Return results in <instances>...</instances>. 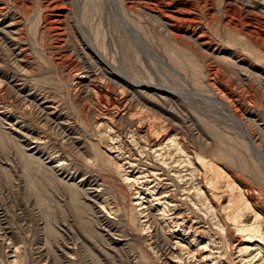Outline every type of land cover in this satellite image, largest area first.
Instances as JSON below:
<instances>
[{
  "label": "rangeland",
  "instance_id": "1",
  "mask_svg": "<svg viewBox=\"0 0 264 264\" xmlns=\"http://www.w3.org/2000/svg\"><path fill=\"white\" fill-rule=\"evenodd\" d=\"M131 1L0 0V264H242L238 192L264 232V0ZM197 156L222 200L196 195ZM165 183L200 228L147 217Z\"/></svg>",
  "mask_w": 264,
  "mask_h": 264
},
{
  "label": "bare ground",
  "instance_id": "2",
  "mask_svg": "<svg viewBox=\"0 0 264 264\" xmlns=\"http://www.w3.org/2000/svg\"><path fill=\"white\" fill-rule=\"evenodd\" d=\"M133 1V4L135 3L134 0ZM132 1H131V5H132ZM148 1V0H147ZM48 2V1H46ZM58 4V3H57ZM56 4V5H57ZM130 4V3H129ZM47 6V5H46ZM53 6H54V3H53ZM51 6V7H53ZM129 6V5H128ZM136 6V5H135ZM57 7V6H56ZM60 7V6H59ZM127 7V6H126ZM150 7V6H149ZM163 8V7H162ZM1 9V8H0ZM60 9V8H59ZM148 9V8H147ZM2 10H3V7H2ZM5 10V9H4ZM129 10V8L127 9ZM137 10V9H136ZM139 10V9H138ZM146 10V9H145ZM154 10V9H153ZM131 11V10H129ZM134 11V10H133ZM132 11V12H133ZM147 12V11H146ZM145 12V13H146ZM8 13V12H7ZM6 13V14H7ZM1 14H4V13H1ZM147 14V13H146ZM167 14V12H166ZM10 15V14H9ZM150 15V14H149ZM161 15V13H160ZM171 15V14H170ZM3 16V15H2ZM152 16V15H150ZM159 16V15H158ZM6 17V16H5ZM161 17V16H160ZM4 18V17H2ZM9 18V17H8ZM63 18V17H62ZM66 18V17H65ZM64 18V19H65ZM1 19V18H0ZM57 19V18H56ZM157 19V18H156ZM2 20V19H1ZM61 20V19H60ZM173 20V19H172ZM17 21V20H16ZM58 21V20H57ZM170 21V20H169ZM4 22V21H3ZM14 22V20H13ZM12 22V23H13ZM15 23V22H14ZM17 25H18V22H16ZM21 24V23H20ZM10 25V23H9ZM14 25V24H13ZM162 26V25H161ZM3 27V26H2ZM163 27L164 24H163ZM5 28V27H4ZM8 28V27H7ZM6 29V28H5ZM3 30V29H2ZM9 31V30H8ZM19 31V30H18ZM4 32V31H3ZM16 32V31H14ZM21 32V31H20ZM19 32V34H20ZM11 33V32H10ZM7 34V33H6ZM10 35V34H9ZM8 35V36H9ZM14 35V34H13ZM16 36V35H15ZM14 36V37H15ZM13 37V38H14ZM9 38V37H8ZM12 38V37H11ZM16 38V37H15ZM14 38V39H15ZM10 39V38H9ZM20 39V38H19ZM1 40V39H0ZM4 40V39H3ZM16 40V39H15ZM14 40V41H15ZM18 42V41H17ZM7 44V43H6ZM19 55V54H18ZM18 57V56H17ZM80 73V71H79ZM84 73V71H83ZM81 74V73H80ZM78 75V73H77ZM85 75V74H84ZM86 76V75H85ZM84 76V77H85ZM81 77V76H80ZM80 79V78H79ZM93 87V86H92ZM226 109L228 112H230V108L229 106L222 102L221 103ZM112 105V104H111ZM50 113V112H49ZM231 117L236 121V123L238 122L239 124V119L238 117L232 112L231 110V113H230ZM103 122V121H101ZM107 125V124H106ZM109 126V125H108ZM149 130V129H148ZM151 132V131H149ZM244 133L246 134V136L248 137L247 139L250 140L252 146H254V148H257L258 151H260L258 149V147L256 146V144L254 143V141L252 140V137L246 133V131H244ZM244 134V135H245ZM152 135L150 134L149 137H151ZM146 138V137H145ZM112 139V138H111ZM152 145L151 146V149L152 148H156L157 146H160L159 149L162 150V146L161 144L164 143L166 146L168 145H172L173 147H175L174 149L176 150V152H178V155L179 153H181L182 156H185L183 155L185 152L184 150H182L179 145L174 142L172 139H166L165 137H161V138H154L152 141H151ZM158 150V149H157ZM158 150V151H160ZM157 152V151H156ZM116 153V152H115ZM171 153V152H170ZM170 153H165L167 155V157L164 158L163 160V165L164 166H167L169 167L168 165L171 164L170 162H168V160H170ZM125 155V154H124ZM177 155V154H176ZM122 157V156H121ZM149 157V156H148ZM204 156L202 157H198L197 156V163L199 166H201V174H200V178H199V181L197 182L196 186H195V191H196V195L198 194H203L202 193V188L203 186L206 187V189H208L207 193L210 197H213L214 199H218V200H222V196L224 194V192L228 189L230 190H233L234 186H233V183L232 181H229V180H226V186H227V189H226V186H225V191L223 192H215V190L217 189V183H218V179L220 178H224L225 179V173L217 166L215 165L213 162L209 161V160H206L203 158ZM168 158V159H167ZM174 158V157H173ZM118 159V158H117ZM126 160V159H125ZM130 160V159H129ZM117 161V160H116ZM131 161V160H130ZM133 162V160H132ZM136 162V161H135ZM141 162V161H140ZM145 164V163H144ZM189 165L191 164L190 162L188 163ZM136 165V164H135ZM143 165V163H142ZM147 165V164H146ZM195 165V163H194ZM143 167V166H142ZM194 167V166H193ZM128 168V167H127ZM150 168V167H149ZM161 168V167H160ZM198 168V167H197ZM197 168H193V172L189 173L190 175H193L195 173V171L197 170ZM135 169V168H134ZM145 169V168H144ZM152 170H150L151 172H147L146 175H143V179L144 178H148V177H153L154 179L153 180H159L161 179L159 174V168H150ZM162 169V168H161ZM160 169V170H161ZM136 171V170H135ZM163 172V171H162ZM133 173V172H132ZM140 174V173H139ZM128 175V174H127ZM164 175V174H163ZM176 175L179 176V171H176ZM134 177V176H133ZM169 177V176H168ZM179 177H183V176H179ZM227 177V176H226ZM124 178V177H123ZM138 178V177H137ZM140 179V177H139ZM142 179V178H141ZM142 179V181L144 182V180ZM229 179V177H228ZM151 180V179H150ZM152 180V181H153ZM124 181H126V183H130V182H136L135 179H130L128 176H125L124 178ZM138 181V180H137ZM141 181V180H140ZM146 181V180H145ZM161 181V180H159ZM151 182V181H150ZM142 183V182H141ZM148 183V182H147ZM157 183V182H156ZM155 182L153 184H156ZM137 184V183H136ZM159 184V183H157ZM164 185V188H159V189H154L150 192V191H147L149 197H138V195L136 197H138V200H140V203L138 205H141L142 204V201L144 203H146L147 205V209H150V214L151 216H148L151 221H159L161 220L162 222L169 224V223H173L175 224V226L177 227H181L182 229H184L186 227V224L192 219L194 220L193 222L191 221L190 224L191 225H195V226H198L200 224V220H195V219H198V217H195L193 216L191 219L189 217V215H187L186 213L184 212H181V210H178V205L177 203H175V201L171 198V192L170 190L168 189L166 183L163 184ZM235 185V184H234ZM162 186V185H161ZM160 186V187H161ZM147 187V186H146ZM159 187V186H158ZM219 187V185H218ZM141 188V187H140ZM152 188V187H151ZM219 188H222V187H219ZM236 188V187H235ZM234 188V189H235ZM147 189H149L147 187ZM229 190V191H230ZM156 191V192H155ZM217 191V190H216ZM145 192V191H144ZM241 192V191H240ZM94 193V192H93ZM138 193V192H137ZM145 194V193H144ZM226 194V193H225ZM224 194V195H225ZM95 195V194H94ZM140 196V195H139ZM142 196V195H141ZM193 198H189L188 196H186L183 200L184 201H192ZM249 201V200H248ZM196 201H193V203L195 204ZM136 203V202H135ZM221 203V202H220ZM170 204V205H169ZM249 202H247V200L241 196V194L238 192V195L233 197V194L232 195H229V197L226 198V202L223 203L222 205H220V211L223 212L224 214H228L229 216V220L230 221V224L232 225V229H233V232H234V235L236 236V246L238 248V256L240 257V261L242 262V264H264V232H262V225L261 223H258L257 219L259 218V215L256 214V213H253V210H252V213L251 216H250V220L247 218V216H245V210L249 207L248 206ZM137 205V206H138ZM162 206V208H161ZM139 207V206H138ZM142 207V206H141ZM251 207V206H250ZM250 207L248 208L249 209V212H250ZM139 210V209H138ZM146 212V211H145ZM152 212H154L152 214ZM170 213V214H169ZM149 214V215H150ZM171 215V216H170ZM170 216V217H168ZM252 217V218H251ZM142 219V218H141ZM252 219V220H251ZM260 219V218H259ZM161 222V223H162ZM143 224V223H142ZM264 224V222H263ZM165 225V226H166ZM171 225V224H169ZM168 225V226H169ZM183 225H185L183 227ZM189 226V225H188ZM200 228V226H198ZM190 230H192V226H189L187 227ZM196 229V228H195ZM202 230V229H201ZM163 231V230H162ZM184 231L183 230V234H184ZM195 230H192L190 232H187L186 233V236L188 237L190 234H194ZM200 231V230H199ZM203 231V230H202ZM181 232V233H182ZM197 233V232H196ZM166 245H169L168 241H165ZM188 243V242H187ZM190 243V242H189ZM181 248V246H180ZM207 245L205 244L201 249L200 251L201 252H205L206 249H207ZM171 251V249H170ZM196 252H198V250H196ZM190 253L188 252V255ZM197 254V253H196ZM213 252L210 251V249L208 250V255L204 256L203 254H199L198 256V260L195 261V262H192V264H216L215 262H217V257H213ZM221 257V256H220ZM181 259V257L179 256L178 259ZM189 258V257H188ZM191 258L195 259L194 257V254L191 255ZM219 258V257H218ZM238 259V257H237ZM236 259H234L235 261ZM194 261V260H193ZM191 264V263H190Z\"/></svg>",
  "mask_w": 264,
  "mask_h": 264
}]
</instances>
